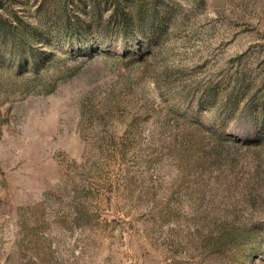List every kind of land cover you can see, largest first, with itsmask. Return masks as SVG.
I'll return each mask as SVG.
<instances>
[{
  "label": "rangeland",
  "instance_id": "rangeland-1",
  "mask_svg": "<svg viewBox=\"0 0 264 264\" xmlns=\"http://www.w3.org/2000/svg\"><path fill=\"white\" fill-rule=\"evenodd\" d=\"M121 1L0 0V264H264V0Z\"/></svg>",
  "mask_w": 264,
  "mask_h": 264
},
{
  "label": "trees",
  "instance_id": "trees-1",
  "mask_svg": "<svg viewBox=\"0 0 264 264\" xmlns=\"http://www.w3.org/2000/svg\"><path fill=\"white\" fill-rule=\"evenodd\" d=\"M120 2H122V1L121 0H114V10L118 14L119 18L125 22L129 19V14L127 13V10L125 9L124 5L120 6ZM66 28H67V30L70 29L69 22H68Z\"/></svg>",
  "mask_w": 264,
  "mask_h": 264
}]
</instances>
